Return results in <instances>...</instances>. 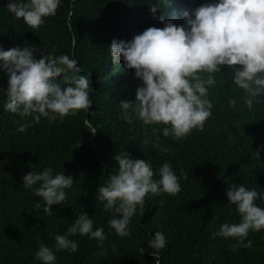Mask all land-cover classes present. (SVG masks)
<instances>
[{
	"label": "trees",
	"instance_id": "obj_1",
	"mask_svg": "<svg viewBox=\"0 0 264 264\" xmlns=\"http://www.w3.org/2000/svg\"><path fill=\"white\" fill-rule=\"evenodd\" d=\"M0 0V49L31 45L38 52L67 54L78 61L81 72L57 78L62 85L74 75H88L93 96L88 111L78 110L49 122L33 123L3 110L7 76L0 61V264H41L35 258L38 241L53 248L55 264H264V229L249 232L252 247L242 248L236 238L214 236L220 225L238 223L239 214L228 203L232 184L264 189V96L249 109L245 93L232 83L230 69L220 66L216 83L209 89L212 115L203 131L193 129L179 140L163 137V125H146L133 109L131 123L121 118L120 101L135 102L141 81L123 62L113 64L108 46L115 38L130 40L148 27L162 28L160 17L182 24V13L212 0H61L54 16L38 28L26 25ZM159 7L155 14L150 6ZM234 99L235 106L228 100ZM87 119L96 129L89 133ZM28 127L17 131L20 124ZM153 143L170 148L161 152ZM125 152L132 159L148 160L157 172L170 162L181 179V191L145 197L143 211L130 220V235L115 234L97 188L118 170L114 156ZM48 166L53 172L71 175L61 205L43 212V202L22 185V177ZM41 207L37 208V203ZM256 203L264 207V201ZM86 212L94 226L104 228L106 255L87 236L72 237L78 250H56L54 237L63 234L76 216ZM164 233L167 245L159 258L148 241Z\"/></svg>",
	"mask_w": 264,
	"mask_h": 264
},
{
	"label": "clouds",
	"instance_id": "obj_2",
	"mask_svg": "<svg viewBox=\"0 0 264 264\" xmlns=\"http://www.w3.org/2000/svg\"><path fill=\"white\" fill-rule=\"evenodd\" d=\"M61 0H8L7 10L22 18L31 28H38L45 18L54 16ZM170 0H167V4ZM156 4L150 6L155 14ZM183 23L174 24L161 16L162 28L148 27L134 34L130 40L113 39L108 46L112 63L123 62L125 70L132 69L141 81L136 88L135 102L120 101L121 118L131 123L134 114L146 125H163V137L179 140L193 129L203 131L211 117L213 103L209 89L216 83L215 73L220 66L230 69L232 83L245 93L244 104L251 109L264 96V0H212L182 13ZM31 45L0 49V61L7 76L6 101L3 110L18 115L22 120L31 117L39 123L41 117L51 123L57 118L88 111L92 106L93 89L88 75H74L62 85L57 78L71 72L78 74V61L67 54L53 56L41 53ZM235 106L234 99L228 100ZM132 108L133 112L128 110ZM89 133L96 129L87 119ZM28 124L22 123L17 131L23 132ZM153 148L168 152L170 148L153 143ZM118 170L100 184L95 199L102 201L111 218L109 227L120 237L130 235V220L138 207L143 211L149 194L175 195L181 191L180 180L170 162H164L154 172L148 160L132 159L125 152L114 156ZM22 185L43 202V212L51 214V206L61 205L66 189L73 185L71 175L53 172L45 166L40 171H29L22 177ZM228 203L235 206L240 216L238 223H223L214 236L232 237L242 248L252 247L249 232L264 229V189L247 188L242 183L232 184L226 191ZM41 203H37V208ZM87 236L97 242L98 256L106 255L107 239L102 226H94L92 218L79 213L63 234L54 237L56 250L74 253L77 242L72 237ZM157 253L167 240L157 231L148 241ZM35 258L41 264H55L53 248L38 241Z\"/></svg>",
	"mask_w": 264,
	"mask_h": 264
}]
</instances>
